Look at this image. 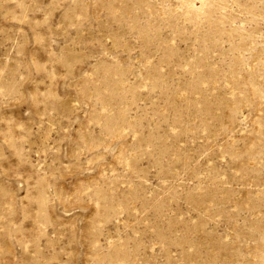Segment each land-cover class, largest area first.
I'll return each instance as SVG.
<instances>
[{"label":"rangeland","instance_id":"rangeland-1","mask_svg":"<svg viewBox=\"0 0 264 264\" xmlns=\"http://www.w3.org/2000/svg\"><path fill=\"white\" fill-rule=\"evenodd\" d=\"M0 264H264V0H0Z\"/></svg>","mask_w":264,"mask_h":264}]
</instances>
